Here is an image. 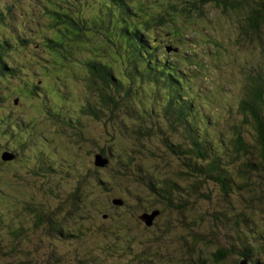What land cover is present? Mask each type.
<instances>
[{
    "label": "trees",
    "instance_id": "obj_1",
    "mask_svg": "<svg viewBox=\"0 0 264 264\" xmlns=\"http://www.w3.org/2000/svg\"><path fill=\"white\" fill-rule=\"evenodd\" d=\"M73 1L77 4L70 5L68 0L66 7L58 2L51 8L46 5V15L42 14L41 17H48L47 21H43L41 17L34 21L27 15L28 18L22 22L24 26L16 24L11 34L10 31L4 32L7 26L3 23L15 22L13 5L8 0H0V140H10V145L3 142L2 154L12 156L11 162L16 160L18 167L29 168V161L32 160L42 169H47L42 165L46 166L47 154L50 152L36 147V126L24 124L5 106L7 102L16 105V101L30 99L32 105L41 107L46 118L55 124L58 132L55 134H67L69 131L66 141L72 140L82 155H86L88 148L90 149L88 153L93 158V165L97 155L105 159V151L110 147L102 148L96 144V149L91 150L95 142H87L85 138L82 124L85 117L92 116L90 118L100 120L107 127L110 124L119 126L124 139L131 138L140 142L154 137L161 140V136L164 139L166 136L165 149L179 160L180 173H176L177 178L186 180L188 186L183 191L192 197L198 191V175L213 181L222 190L224 197L228 195L231 178L223 169V161L229 155L234 159L235 174L238 177L251 176L250 174L260 169L264 171V0H163L160 3L161 9L157 3L154 6L150 4L153 0H99L96 8L91 7L90 15L88 10L83 9L89 0ZM91 2L93 5L96 0ZM76 6V12L72 13ZM206 8L221 16L209 17L210 12H206ZM32 22L41 26L38 29L48 27V32L43 31L42 34L37 31L34 35ZM209 30L221 32L217 33L221 36H213V32ZM206 32H210L212 37ZM121 40L126 42L128 49L122 47ZM163 41H168L169 45H165ZM211 53L214 54L213 57ZM122 54L126 61L123 67L120 62ZM77 56L80 57L77 64L85 80L86 92L82 94L85 103L78 106L80 97L77 96L74 100H69L71 108L65 102L55 103L54 107L46 105L49 97L47 93L51 94V91L45 84H36L33 70L43 77L48 76L52 80L49 86H53L57 97H62L63 94L66 95L62 83L66 80L64 73L67 71L61 68L63 66L59 64L58 58L65 63L76 60ZM208 59L209 65L205 62ZM224 65L230 68L228 75L235 78L229 79L226 74L229 81L225 84L226 90L224 91L225 85L222 84L214 94L203 83V76L216 83V78L212 76L215 73L213 69L223 68ZM235 81L237 85L233 83ZM236 87L238 90L234 94L233 88ZM143 94L147 96L146 101L150 105L140 112L133 103L141 101ZM219 100L226 102L221 104L222 111L226 114L233 109L237 113V119L235 124L224 125L222 134L214 140L212 135L216 128L208 129L207 125L209 119L219 120L221 116L216 118L209 113L210 107L220 105ZM146 101H143L144 105H148ZM85 114L89 116H83ZM121 114L134 121L133 128L123 129ZM172 135L178 138L175 142L171 140ZM179 139L183 143L178 144L176 141ZM213 144L216 146L212 148ZM64 148V154L67 150L70 156L66 157L69 165L74 166L78 151L67 143ZM19 152L26 159H16ZM146 152L139 149L137 155L128 156L125 160L131 166L119 169L113 166L109 169L107 178L97 177L96 188H105V185L117 182L119 186V182L121 184L124 181V176L120 173L124 170L127 174L130 168L136 167L139 164L136 158L148 157ZM238 156L241 157L239 162L236 161ZM251 156L258 161V167L250 159ZM111 157L116 159L113 153ZM52 158L55 161V157ZM2 164L0 158V167ZM108 164L109 162L97 168L106 169ZM47 166L52 169L50 165ZM81 166L82 172L85 170L92 173L90 164L84 160ZM140 173H143V177L132 180V176H137L134 174L131 175V180L135 184L145 183V190L149 192L146 193L148 204L160 201V204L165 203V209L182 208L184 212L190 213L189 208L193 202L179 192L177 183L173 184L170 179L162 177L159 179L146 171ZM189 173L193 177L192 184L188 182ZM182 175L184 176L181 177ZM75 180L81 187L87 182L81 178ZM19 186L20 183L15 186L14 182L8 180L0 183V196L11 203L9 207L12 209L8 208L6 214L8 221L17 220L13 226L12 223L0 225V243L6 234L10 240L6 250L1 246L0 256L9 258V264H27L28 259L32 263V258L37 253L25 240L28 227L18 219L20 214L30 217L35 231L44 229L58 234L63 228L58 219L45 211L46 205L42 200L33 199L28 187ZM239 188L240 192H245L241 199L243 209H248L246 204H249V209L261 211L264 208V182L254 189L255 193L251 191L252 194L244 187ZM57 192L58 185L51 186L45 189V196L54 198ZM74 193L77 194L78 191L75 189ZM113 202L123 205L122 199H115ZM152 207L155 208L153 205ZM158 212L161 214V211ZM146 214L148 213L142 215ZM214 214L222 227L229 228L236 234L240 228V211L226 214L220 207ZM102 217L106 219L107 215ZM231 219L235 220V226L225 223ZM120 225L123 232L124 217L120 218ZM148 228L145 227V230L148 231ZM194 241L211 249L212 263L226 261L231 253L234 256L240 253L239 256H244L242 259L248 262L251 258L249 248L242 252L240 246H215V241L209 236H194ZM57 263L63 264L61 261ZM45 264L54 262L47 260Z\"/></svg>",
    "mask_w": 264,
    "mask_h": 264
},
{
    "label": "rangeland",
    "instance_id": "obj_2",
    "mask_svg": "<svg viewBox=\"0 0 264 264\" xmlns=\"http://www.w3.org/2000/svg\"><path fill=\"white\" fill-rule=\"evenodd\" d=\"M8 1L13 5V14L16 20L15 22H4L3 24L7 26L4 32L10 31L12 34L14 26L16 24L24 26L22 22H24L23 20L27 19L28 16L29 19H34V21L35 18L41 17L42 14L45 16L47 10L45 7L46 5L51 8L54 6L55 2H58L62 6L64 4L66 7L68 0H42V2L41 0H30V2H28V0ZM91 1L92 0L86 2L83 7L84 10L89 11V15L92 13V10H90L91 7L96 8V5L99 3V0H96V3L92 5ZM162 2L163 0H153L150 1V4L154 6L155 3H157L161 9L160 3ZM69 4L75 5L77 2L69 0ZM76 8L77 6L73 7L72 13L76 12ZM146 10L150 11L151 9ZM205 11L210 12L209 17L221 16L218 12L212 13L209 8H206ZM43 18L41 17L43 21H47L48 19V17H46V19ZM220 21L225 23L223 20ZM32 25L34 28V35L37 34V31L42 34H44L43 31H46V33L48 32V27H45L47 29H38L41 26H37L35 22H32ZM212 32L213 36H221L217 34L221 32ZM206 34L212 37L210 32H206ZM27 36L30 35L28 34ZM163 43L169 45L168 41H163ZM121 44L124 49L129 48L124 40H121ZM213 56L214 54L211 53V57ZM79 61V56H77L76 60L66 61L65 63L58 58L59 64L63 66L61 68L67 71L64 73L66 75V80H62V85H64L66 89L64 90L66 95L63 94L62 97H57L56 93L53 91V86H49L52 80L48 76L43 77L33 70L32 73L35 76L33 79L37 82L36 84H45L49 87L48 90L51 91V94L47 93L49 97L47 96L46 105L50 104L54 107L55 103L59 104L65 102L66 105L71 108L69 100H74L77 96L80 97L78 106L85 103V98L82 96V94L86 92L85 80L80 66L77 64ZM209 61V59L205 61L207 65H209ZM120 62L121 67H123L126 63L124 54H122ZM57 67H59V65ZM229 69L228 65H224L223 68H217V70L213 69L215 73L212 76L216 78V83L207 76H203V83L209 89L208 91L216 94L219 87H222L220 85L228 83L229 81L225 77L226 74L229 79L235 78L233 75H228L230 72ZM206 75H209V73H206ZM233 83L235 85L238 84L236 81ZM226 87L225 85L224 91ZM233 90L234 94H236L238 87L233 88ZM143 96L141 101L136 100L133 103L135 108L140 112L150 105V103L146 101L147 96L145 94H143ZM12 100L13 98H11L10 101L12 102ZM143 101H146L148 105H144ZM219 101L220 105H217L215 108L210 107L211 111L209 113L216 118L219 115L221 116L218 118L219 120L212 121L209 119V125H207L208 129L212 127L216 128L215 134L212 135L214 140L222 134L224 125L230 126L231 124H235V119H237V113L234 112L233 109H230V111L225 114L221 109V104H226V102ZM16 102L17 106L9 102L5 103V106L9 107L13 111V116L20 119L24 124H34V126H36L34 132L36 133L35 138H37L36 147L39 148V150L47 149L49 150L48 153L50 152L47 154L48 159L46 158V166L42 165L43 168L47 169H42L39 165L33 163L32 160L29 161L31 162V167H18L16 165V160L11 162L12 156L10 157L6 153L2 154L1 146H3V142L10 145L8 142L10 140L2 138L4 140H0V158L3 164L0 167V183L8 180L14 182L15 186H18L20 183V188L28 187L31 197H33V199L36 198V200H42L46 205L45 211L48 212L50 216L58 219L63 225L62 230L58 232V234L53 231L48 232L44 229L42 231H35V228L31 226L30 217L27 214H20L18 219L20 218L23 224L28 227L25 240L32 245L33 250H37V253H35L32 258V263L30 259H28L27 264H45L47 260L53 261L54 264H58L57 262L59 261L63 264H239L242 258H244V256L242 258L239 256L240 253L237 255L235 254L236 256L231 253L226 261L212 263L210 260L211 249L203 243L196 244L194 236L199 238H206L209 236L215 241V246L223 245L232 248L234 245L237 248L240 246L242 252L247 251V248H249L251 254V258L248 259L249 263L264 264V208H261V211L256 208L249 209V204H246L248 209H243L241 199L242 196H245V192H240L239 188L244 187L247 189L246 191L250 190L249 194H252L251 191L255 193L254 189H257L258 186L264 182V171L261 169L250 174L251 176H245V178L238 177L235 174L234 159L229 155L225 157L223 161V169L226 171V175L229 176V179L231 178L228 195L224 197V195L221 194L222 190L218 188L213 181L199 177L198 175L196 177V179L200 178L197 184L198 191L192 197V195L183 191L188 186L185 182L186 180L184 178H177V174L180 173L178 172L180 168L179 160L176 159L170 151L167 152L165 149L164 144L167 143L166 136L165 139L164 136H161V140L154 137L152 140L144 139L140 140V142L131 138L124 139V137H122L123 135L119 132V126H115V124L111 126L110 124V126L107 127L100 120L97 121L90 118L92 116L85 117L82 122L85 138L87 142H89V140L95 142V144L91 146V150L93 151L96 149V144L102 148L106 146L110 147L106 149V155L104 156L106 164L109 162L107 165L108 167L106 169H98L97 167L103 166L93 165V158L89 157L88 153L90 150L89 148L86 155H82L80 149L75 146L72 140L69 142L66 141L69 131H67V134L65 132L62 134H55L58 133L55 124L46 118L44 110L41 107L32 105L33 103L30 99H24V102L22 100ZM72 105H74V103H72ZM223 108L225 109V107ZM73 112L75 114V111ZM83 116L89 115L85 114ZM120 121L123 125V129L134 127L132 125L134 121L130 120V118H126L124 114L120 115ZM106 124L109 125L107 121ZM100 133L102 134L100 135ZM175 135H172V141L178 139ZM247 140L249 143H252L250 139ZM65 142L71 145L73 150L78 151L74 166H70L66 159V157H70L67 154V150L64 154ZM176 142L181 144L183 140L179 139ZM213 146L216 145L213 144L211 147L213 148ZM141 148L147 151L146 154H148V157L145 156L141 158L140 156L136 158L139 164L136 167L130 168L127 174H125L123 170L120 175L124 176V181L121 184L119 182V186L117 182V184L114 185L107 184L105 188L100 186L96 188L95 181L98 180L97 177L107 178L110 173L109 169L113 166L118 169L123 166L124 168L131 166V163L129 164V162L125 160L128 156L137 155V151ZM111 153H113L116 159L111 157ZM151 153H153V156L150 157ZM53 156L55 157V161L52 158ZM18 157H23L21 152L16 154V159ZM100 157L104 160L102 156ZM23 158L26 159V157ZM250 159L258 167L259 163L256 161V158L251 156ZM82 160L88 165L90 164L89 167L92 170L91 174L90 171L85 172V170H83L82 172ZM240 160L241 157L238 156L236 161L239 162ZM47 164L50 165L52 169H49ZM77 168H79L82 176ZM141 171L151 173L154 177L159 179H161V177L170 179L173 184L177 183L176 185H178L179 192H182L188 201H191V203L193 202L192 206H195L194 208L192 206L189 208L191 214L184 212L182 208L180 210L174 208L165 209V203L160 204V201L148 204L149 199L146 198V193L149 192L145 190V183L135 184L132 182L135 177H143V173H140ZM183 172L184 171H182V173ZM134 174H137V176H132L131 180V175ZM183 176L184 175L181 177ZM188 177H190L188 182L192 184V174L189 173ZM78 178L87 180L83 187L76 183L75 179ZM11 179L16 180L13 181ZM55 185H58L56 197H46L45 189ZM75 189L78 191L77 194L74 193ZM115 199H122L123 205L120 206L119 202H113ZM13 201L12 199V203H14ZM9 205H11V203L8 200L4 201L3 196H0V219H2L0 220V225L2 223H12L13 226L15 224L14 222L17 221L14 219L8 221V217L6 216L7 209H12ZM152 205L155 206V208H153ZM220 207L223 208V212L226 214L234 213L235 211L241 212V214H238L241 218L240 228L236 234H234V231L231 229L222 227L221 223L216 220V214L214 213L216 209ZM121 209L124 211H121ZM158 211H161V214ZM143 213H148L149 215L155 214L148 222L147 219H143L142 217L138 218V216ZM104 214L107 215L106 219L102 217ZM121 217H124L123 232L120 225ZM225 223L234 225L235 220H227ZM151 225H153V227H151ZM145 227H149L147 229L148 231L145 230ZM143 228L144 230H142ZM5 231L6 230H3V232ZM114 236L117 237L114 238ZM124 240L125 243L123 242ZM2 241L3 242L0 243V248L3 245L2 249L6 250L10 242L7 234ZM213 249L212 245V250ZM188 250L191 252H188ZM236 257L239 259V262ZM9 263V258L0 256V264Z\"/></svg>",
    "mask_w": 264,
    "mask_h": 264
},
{
    "label": "water",
    "instance_id": "obj_3",
    "mask_svg": "<svg viewBox=\"0 0 264 264\" xmlns=\"http://www.w3.org/2000/svg\"><path fill=\"white\" fill-rule=\"evenodd\" d=\"M105 164H106V160H105V159L102 160V158H101L100 156H97V157L95 158V165L104 166ZM154 214H155V213H153L152 215L146 214V215L143 216V219H147V221H148V220H150V219L153 218ZM148 222H149V221H148ZM239 264H251V263H249L246 259H242V260L239 262ZM253 264H257V263H253ZM258 264H261V263H258Z\"/></svg>",
    "mask_w": 264,
    "mask_h": 264
},
{
    "label": "bare ground",
    "instance_id": "obj_4",
    "mask_svg": "<svg viewBox=\"0 0 264 264\" xmlns=\"http://www.w3.org/2000/svg\"><path fill=\"white\" fill-rule=\"evenodd\" d=\"M144 215H142L141 217L143 218Z\"/></svg>",
    "mask_w": 264,
    "mask_h": 264
}]
</instances>
